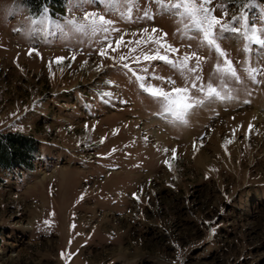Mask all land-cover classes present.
<instances>
[{
    "label": "rangeland",
    "instance_id": "1",
    "mask_svg": "<svg viewBox=\"0 0 264 264\" xmlns=\"http://www.w3.org/2000/svg\"><path fill=\"white\" fill-rule=\"evenodd\" d=\"M254 3L250 19L259 25L264 0ZM241 4L209 7L230 18ZM147 6L139 0L127 20L100 0L85 5L115 21L113 48L123 35L101 57L102 37L61 35L51 23L29 34L45 9L34 16L27 0H0V133L23 134L36 148L30 167L0 166V264H264V75L254 83L243 70L264 68V50L243 53L226 34L221 46L241 76L224 89L233 98L206 100L187 123L175 121L123 63L170 90L186 77L143 60L155 41L179 50L167 53L173 60L192 51L206 57L201 71L186 73L205 84L219 86L214 66L222 58L178 33L155 5L153 19L138 18ZM72 7L66 0L50 20L63 23Z\"/></svg>",
    "mask_w": 264,
    "mask_h": 264
},
{
    "label": "snow or ice",
    "instance_id": "2",
    "mask_svg": "<svg viewBox=\"0 0 264 264\" xmlns=\"http://www.w3.org/2000/svg\"><path fill=\"white\" fill-rule=\"evenodd\" d=\"M100 2L105 6L106 12L119 13L122 19L127 20L132 19L133 9L139 8V0H100ZM70 3L73 5L72 9H70L72 15L65 18L63 23L51 21L49 18L50 14L45 9L38 18L31 20V27L27 29V32L29 34L41 32L51 23L61 35H68L72 38L100 36L102 41L98 42L101 45L98 55L101 57L108 55V49L115 52L124 44L123 35H121L115 40V48H113V41L110 39L111 34L120 31L114 27V20L107 18L105 14L99 11H88L85 8L86 4H92L94 0H74V2L70 0ZM211 3L212 0H148L149 6L143 9L142 17L138 18L153 19L154 13L151 5H155L158 14H167L173 17L178 25L181 26L177 28L178 33L185 35L188 39H195L199 47L206 48L210 53L215 52L219 58H222V63L218 61L214 66L215 77L220 81L219 86L214 85L211 82V78L205 84L202 81V77L198 74L192 77L186 75V73L196 74L201 71L200 65L206 57L200 56L197 51H192L191 53H185L181 59H170L167 53H178L179 50L162 40L155 41L159 47L153 54L144 53L143 60L149 62L160 60L171 65L174 69L179 70L182 75H185V86L171 87L170 90H165L150 83H145L150 77L137 74L128 63H123L122 65L123 68L135 76L139 82V87L145 93L159 101L162 114L181 123H187L186 117L188 113L193 108L202 105L206 100L232 99L230 92H225L224 89L228 88V82L230 81L241 83V76L220 43L222 40L229 38L226 34H231L241 43L240 51L243 53L252 52L254 47L264 50V9L261 10L262 15L258 17V25L256 21L250 19L249 14L250 10L257 7L254 0H242V10H238L230 18L227 10H224L221 16L217 17L215 9L209 7ZM76 9L80 10V16L75 14ZM143 31L147 32L148 30L143 29ZM157 31L155 28L152 29L153 33ZM163 35L167 36V33ZM136 43L140 42L137 41ZM187 47L191 48V45L189 44ZM160 48L165 49V54H160ZM72 58L75 59V56ZM63 59L65 57H59L57 62ZM119 59L124 61L126 57L121 55ZM193 59L196 62L195 66L189 67V61ZM136 62H140L139 57H136ZM243 70L246 72L248 79L254 83L257 82V75H264V68L249 66ZM144 71L147 73L148 69L145 68ZM151 78L166 79L168 84L175 85V81L170 77H159L152 73ZM189 79L191 80L190 86L187 82ZM192 90L201 95L194 96ZM251 127L252 125L250 124L249 129ZM164 151L168 152L169 150L164 149ZM172 152L174 156L175 150L173 149Z\"/></svg>",
    "mask_w": 264,
    "mask_h": 264
},
{
    "label": "trees",
    "instance_id": "3",
    "mask_svg": "<svg viewBox=\"0 0 264 264\" xmlns=\"http://www.w3.org/2000/svg\"><path fill=\"white\" fill-rule=\"evenodd\" d=\"M66 0H27L31 15H38L44 9L51 16L62 10ZM36 152L33 140L15 132L0 133V166L9 167L21 165L30 167Z\"/></svg>",
    "mask_w": 264,
    "mask_h": 264
},
{
    "label": "bare ground",
    "instance_id": "4",
    "mask_svg": "<svg viewBox=\"0 0 264 264\" xmlns=\"http://www.w3.org/2000/svg\"><path fill=\"white\" fill-rule=\"evenodd\" d=\"M261 111H262V114H264V107H262L261 109H260ZM254 111H259V107H256L255 109H254Z\"/></svg>",
    "mask_w": 264,
    "mask_h": 264
}]
</instances>
